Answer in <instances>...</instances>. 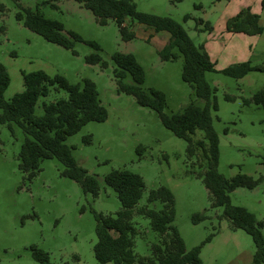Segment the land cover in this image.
Returning <instances> with one entry per match:
<instances>
[{
	"label": "rangeland",
	"instance_id": "374dc122",
	"mask_svg": "<svg viewBox=\"0 0 264 264\" xmlns=\"http://www.w3.org/2000/svg\"><path fill=\"white\" fill-rule=\"evenodd\" d=\"M251 1L133 0L138 11L174 19L196 44L209 48L210 35L201 31L207 28L199 25V20L210 22L219 37L225 20L237 9L251 6ZM252 7L260 10L258 4ZM24 8L39 11L45 18L61 22L66 32H75L84 41L98 44V53L107 66L86 62L97 51L83 41L74 42L73 53L28 29L16 19L17 12ZM187 15L190 18L185 21ZM260 16L264 27V11ZM124 25L135 34L133 40L124 41L113 20L104 26L98 24L92 12L74 0H0V64L10 76L4 98L10 100L24 90L23 72L42 70L51 78L62 75L72 84L93 81L108 112L105 122H89L65 142L72 148L75 161L98 178L101 190L97 198L62 176L64 166L55 158L43 160L37 176L27 179L19 169L25 134L17 125L9 128L0 123V264H38L33 246L47 252L53 264H98L94 255L95 215L114 217L122 209L116 192L104 183V177L113 170L142 176L145 190L137 208L149 205L152 190L165 186L172 191L173 225L188 250L200 247L203 264H254L256 246L252 237L232 227L231 221L223 217V207L211 205L203 176H199L206 170V162L201 163L198 154L189 157L187 142L168 130L156 111L140 106L132 95L118 93L114 74L117 66L112 56L117 52L131 53L145 73L142 88L164 93V113L172 115L191 103L203 104L182 79L184 61L179 51L174 50L179 56L176 60L160 58L168 32L153 33L152 27L130 18ZM216 42L220 69L229 64L222 57L228 43L221 46L219 39ZM236 47L250 49L246 59L254 65H264V32L254 37L241 36ZM205 77L217 89L218 111L212 117L220 140L218 171L227 179L238 174L263 177L254 189L240 187L229 196L233 206L245 207L255 214L263 224L264 234V107L244 103L264 89V73L251 72L243 79H234L207 72ZM124 82L130 83L131 77ZM67 97L65 90L51 86L49 95L38 100L36 114H43V104ZM202 137L203 133L197 131L194 139ZM139 146L144 148L142 156ZM149 206L162 209L159 202ZM196 214L206 218L194 223ZM133 222L139 231L135 252L149 256L150 247L159 243L160 236L151 229L149 219L135 214ZM209 237L211 240L206 242Z\"/></svg>",
	"mask_w": 264,
	"mask_h": 264
},
{
	"label": "trees",
	"instance_id": "16d2710c",
	"mask_svg": "<svg viewBox=\"0 0 264 264\" xmlns=\"http://www.w3.org/2000/svg\"><path fill=\"white\" fill-rule=\"evenodd\" d=\"M54 1V0H53ZM56 1V0H55ZM90 10L96 22L102 26L113 20L119 27L122 39L126 42L135 38L125 25V19L130 18L140 24L152 27L156 33L166 31L170 38L159 51L162 61L176 60L178 50L183 57L182 79L194 90L202 105L191 103L179 113L167 115L164 113L166 98L162 91L149 89L145 91L142 85L145 73L141 65L131 53L117 52L112 56L117 66L114 74L118 93L135 97L142 107L156 111L163 125L176 137L187 142L189 157L198 154L199 161L206 162V170L199 174L209 192L212 207H223V217L231 221L234 229H242L249 234L256 246L253 256L254 264H264V234L263 224L245 207L233 206L229 194L240 187L254 189L263 177L254 179L246 174H238L231 179L225 178L218 171L220 152L219 135L213 125L212 113L218 111L216 99L217 89L206 80V73H221L234 79H242L251 72H263L264 65H254L250 60L235 63L218 69L215 61L206 50L204 44H196L185 28L167 16L137 10L133 0H74ZM222 0H213L218 2ZM231 1V0H226ZM51 3V1L49 2ZM52 7L58 8L54 3ZM264 10V0H261ZM190 16H185L187 21ZM261 16L254 13L250 7H245L226 22V31L243 33L248 36H259L264 32L260 23ZM16 19L51 43L65 49L74 50V42L83 41L97 52L86 58L88 64H107L98 53L100 47L95 42H86L77 33L64 29V25L56 20L45 18L39 11L24 8L17 12ZM206 30L212 32L210 22L199 20ZM24 90L14 95L10 100L4 98V93L10 84L7 69L0 64V123L12 128L20 127L25 134V140L19 154V169L32 180L41 171V162L45 159H58L64 166L62 176L78 183L84 193L97 198L101 186L98 178L80 166L72 155V148L65 142L69 136L79 132L89 122H105L107 109L102 105L96 85L91 80L72 84L64 76L51 78L44 71L23 72ZM130 76L131 82L124 79ZM63 89L67 98L43 104V114H36V105L41 97L50 93V87ZM231 100V97H227ZM245 105L264 107V89L257 92L251 100H245ZM197 131L203 133L200 139H194ZM228 130H225V134ZM91 139L89 138L90 142ZM142 146L138 147L142 156ZM201 157V159H200ZM104 183L111 187L121 202L122 209L116 216L96 214L97 243L94 255L98 264H203L200 258V247L190 250L181 238L175 220V198L172 191L161 186L152 190L148 196V204L159 202L162 209L156 210L149 205L137 208L145 190L142 176L128 170H113L104 177ZM135 214L150 221L151 229L159 234V243L150 247L149 256H141L135 252V238L139 234L133 218ZM204 214H196L194 223L204 220ZM209 237L206 242H209ZM38 264H53L47 252L31 247Z\"/></svg>",
	"mask_w": 264,
	"mask_h": 264
},
{
	"label": "crops",
	"instance_id": "0c3cea01",
	"mask_svg": "<svg viewBox=\"0 0 264 264\" xmlns=\"http://www.w3.org/2000/svg\"><path fill=\"white\" fill-rule=\"evenodd\" d=\"M223 1H226V0H222V1H218V2H215V3H220V2H223ZM234 1H236V0H231V1H226V2H234ZM252 3V5H254V6H257V4L260 6V10H257V9H254V7H252V5L251 6H249L251 9H252V11L254 12V13H257V14H259L260 15V11L261 12H263L264 10H262V6H261V0H252L251 1ZM241 9H237L236 11H235V13H233V15H232V17L233 16H235L239 11H240ZM227 20L228 19H226L225 20V22H224V27L223 28H221V31H220V36L218 37L217 35H215V32H216V29H215V27H213V31L212 32H208L209 33V38H210V43H212L211 44V46H210V48H209V46H205L206 47V50L208 51V53L210 54V56H211V58H212V60L213 61H215L216 62V64H217V68L219 69V67H218V62H219V58L221 57V55L219 56L218 55V53H216V47H218L217 46V40L219 39V41H221V43H220V45L221 46H224V44L227 42L228 44L227 45H225V51L226 52H223L222 53V57L224 58V61H226V62H229V64H228V66L229 65H232V64H235V63H239V62H244V61H248L246 58H247V56H248V51L250 50H248V51H244V50H242L241 48H237L236 46H238V42H239V38L241 37V36H244L245 34H243V33H231V32H227L226 31V22H227ZM155 31L153 30V33H154ZM245 36H248V35H245ZM249 37H254V36H249ZM167 38V40H169V38H170V36H167L166 37ZM222 38V39H221ZM224 38V39H223ZM214 43H213V42ZM168 42V41H167ZM166 45V44H165ZM229 47H231V49H232V51H231V49L229 48ZM234 48V49H233ZM250 48V47H249ZM230 49V50H229ZM251 61V60H250ZM227 67V66H226ZM225 68V67H224ZM224 68H220V70L221 69H224ZM247 76V75H246ZM245 76V77H246ZM244 77V78H245ZM243 79V78H242Z\"/></svg>",
	"mask_w": 264,
	"mask_h": 264
}]
</instances>
